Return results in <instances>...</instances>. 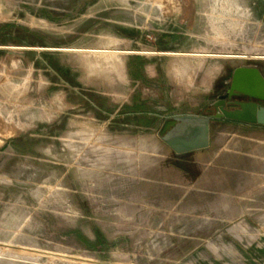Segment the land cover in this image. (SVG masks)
<instances>
[{
	"label": "rangeland",
	"instance_id": "obj_1",
	"mask_svg": "<svg viewBox=\"0 0 264 264\" xmlns=\"http://www.w3.org/2000/svg\"><path fill=\"white\" fill-rule=\"evenodd\" d=\"M203 3L222 10L212 26H234L236 37L190 44L226 55L194 65L264 74V0H0V264H264V169L251 168L250 134L211 121L209 146L183 154L160 139L174 117L213 115L229 87H206L203 73L186 83L177 72L186 58L149 54L170 48L161 34L203 33V14L189 32L184 12ZM119 23L125 43L111 33ZM42 38L82 51L31 56L26 48ZM115 51L140 53L124 58L140 73L145 120L109 102L104 112L80 108L72 84L58 78V60L73 79L80 59L100 67ZM167 70L176 71L170 79Z\"/></svg>",
	"mask_w": 264,
	"mask_h": 264
},
{
	"label": "crops",
	"instance_id": "obj_2",
	"mask_svg": "<svg viewBox=\"0 0 264 264\" xmlns=\"http://www.w3.org/2000/svg\"><path fill=\"white\" fill-rule=\"evenodd\" d=\"M97 9L96 11H102L98 10L100 8L99 6H95ZM95 11V12H96ZM222 10H219L218 8H215V6L210 5L209 3H203L198 6L190 5L187 6L186 10H184L185 13L189 14V17L191 16L193 21V26L189 28V32L194 31V26L196 24L195 18L198 16V14H203L201 17L204 19L200 25L199 29L200 32L203 31V33L198 34L196 37H190L183 41L184 38H180L178 35L173 34L172 32L169 33L168 36L162 37V34L160 35V42L161 45L163 42V45H169L170 48H160L157 53H149L150 55H162V56H180L186 58V61L181 62V64L178 65L177 72L179 73V79H185L186 83L194 81L197 83L199 80V77L197 76V73L200 75L201 73L204 74L203 81L201 83H206V87H210L214 89V87H217L215 83H219L221 87H225L231 82V77L235 69L239 68H226L225 65L218 67L215 69H207L204 66H196L194 65L193 61L190 60L194 57H223L226 55H213L210 53H194L192 47H189L190 44H198V45H204L208 46L211 44L214 45H225L229 43L226 40V35H232L233 37H236L235 28L234 26L229 25H222L218 26L217 28L213 27L212 24L209 22L213 19V14L216 12L219 13ZM225 15L223 17H217L219 18V21L223 20V23H226L225 21L230 20L231 16L228 14H231V11L229 10H223ZM210 14V15H209ZM227 14V15H226ZM226 16V17H225ZM200 17V18H201ZM206 23V24H205ZM199 24V23H198ZM204 24V27L201 25ZM118 25V26H117ZM124 23L116 24V26L111 27V33L115 36L113 38H116L117 41H120L122 43H125L127 41V38L129 37V32L126 31L124 28ZM207 25V26H206ZM198 27V26H197ZM157 33V32H155ZM140 34V33H139ZM217 34L219 36L218 39H215L211 37L210 35ZM158 37V34H156ZM59 39V38H58ZM53 40L48 39L46 43V39L42 38V42L39 43H33L32 47H27L26 50L32 51L31 56H66V53H73L70 55L75 56L76 53H81L82 50L75 49L74 50H65V48L61 49L60 42L57 40V42ZM114 41V40H113ZM139 41H141V37H139ZM112 43V42H111ZM114 43V42H113ZM35 45L40 47H34ZM176 47H172V46ZM58 46V47H57ZM173 48V49H172ZM46 51V53H39L37 51ZM87 51V50H85ZM88 53H96L102 52L107 53L106 51H98V50H90L87 51ZM133 54H139L140 53H133L129 51H115L110 52L107 54V56H112L108 61L105 60V62L99 67V61L96 59V62H84L83 60H79V62L74 64V70H73V79L71 77H68L66 74V63L65 61L58 60L57 69H58V78L63 81H69L73 86V91L75 95L79 98L80 103H77L76 105L80 108L83 107V105H88L91 109H95L99 112H104L108 110V102L110 103L111 107L118 108V110L123 109L122 112H124V115H131L133 117L134 121H138L139 119L145 120V114L146 113V103L145 98L143 95V88L144 86L139 83L138 76H140V73L138 74L136 72L135 66L131 67L130 62L128 59H125L124 56H129ZM27 56H30V54H27ZM114 57V58H113ZM79 64V65H78ZM32 65H35V60H33ZM84 65L85 71L82 75L81 71L78 72L77 68H81ZM255 68V67H253ZM259 70V69H258ZM171 72V73H170ZM176 71L173 70H167L166 74L167 77H171V74ZM260 74L264 78V74L259 70ZM137 73V74H136ZM143 78L144 75L147 73L146 69L143 68ZM141 73V75H142ZM196 73V78L194 80ZM199 83L198 85H200ZM211 83V85L209 84ZM140 84V85H139ZM218 84V86H219ZM203 87V85H201ZM229 86V85H228ZM63 100L64 104L66 102V93H63ZM123 115V116H124ZM135 116V117H134ZM167 117L161 124L158 126L157 132L161 133L163 128L167 126ZM226 123L227 125L232 126L234 129H237V131L241 132L243 135H249L250 138L247 140L250 142L249 146L251 147V150L249 152L251 153L252 160L255 161H264V127L257 126V125H246V124H237L232 122H222ZM209 137L211 140V128L209 132ZM244 138V137H243ZM246 139V138H244ZM256 163V166L252 164L251 162V168H256V172L258 173V170H263L264 166L262 163Z\"/></svg>",
	"mask_w": 264,
	"mask_h": 264
},
{
	"label": "water",
	"instance_id": "obj_3",
	"mask_svg": "<svg viewBox=\"0 0 264 264\" xmlns=\"http://www.w3.org/2000/svg\"><path fill=\"white\" fill-rule=\"evenodd\" d=\"M239 95L246 100H233ZM231 106L234 108L229 109ZM213 107L215 113L210 116L185 115L172 118L174 125L160 137L161 141L174 153L183 154L209 146L211 121L223 120L264 127V78L259 70L253 67L235 69L227 93L218 97Z\"/></svg>",
	"mask_w": 264,
	"mask_h": 264
},
{
	"label": "flooded vegetation",
	"instance_id": "obj_4",
	"mask_svg": "<svg viewBox=\"0 0 264 264\" xmlns=\"http://www.w3.org/2000/svg\"><path fill=\"white\" fill-rule=\"evenodd\" d=\"M233 100H235V101H244V100H246V98H244V97L239 95V96L233 98ZM228 108L230 109V108H234V107H228Z\"/></svg>",
	"mask_w": 264,
	"mask_h": 264
},
{
	"label": "trees",
	"instance_id": "obj_5",
	"mask_svg": "<svg viewBox=\"0 0 264 264\" xmlns=\"http://www.w3.org/2000/svg\"><path fill=\"white\" fill-rule=\"evenodd\" d=\"M233 123V122H232Z\"/></svg>",
	"mask_w": 264,
	"mask_h": 264
}]
</instances>
